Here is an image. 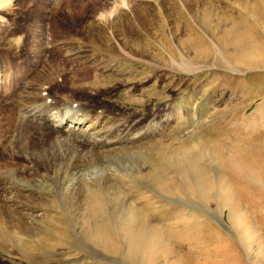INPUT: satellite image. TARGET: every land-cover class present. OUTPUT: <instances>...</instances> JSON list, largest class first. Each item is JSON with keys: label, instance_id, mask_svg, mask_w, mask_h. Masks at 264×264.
Wrapping results in <instances>:
<instances>
[{"label": "rangeland", "instance_id": "1", "mask_svg": "<svg viewBox=\"0 0 264 264\" xmlns=\"http://www.w3.org/2000/svg\"><path fill=\"white\" fill-rule=\"evenodd\" d=\"M17 4L14 15L0 13L11 22V27L0 26V87L10 88L8 94H12L10 78L20 74L17 78L23 79L20 87L40 66L52 71L65 66L68 74L61 76L52 89V96L59 99L58 105L45 106L48 110L37 120L33 111L38 107L34 109L31 105L28 109L33 110L28 113L20 110L24 113L20 117L19 109L14 106L18 97H5L0 90V158L18 154L22 143L35 140L40 125L44 124L51 131H40L39 140L46 137L51 145L58 143V139L70 140L75 145L81 141L87 143L83 148L72 150L68 156L70 163L81 164L84 157L106 150L112 161L102 165L99 158L90 167L69 168L71 174L65 179L62 160L55 168L60 177L52 173L48 176L49 171L40 167L41 176H26L29 182L18 180L22 187L31 188L28 192L32 198L49 202L55 195L63 209L35 213L40 217V230L26 234L21 246L14 244L12 248L11 238L5 231L1 232L0 264H148L154 255L156 264L173 261L179 264L181 259V264H264V98L260 95L264 92V69L245 68L237 75L211 62L197 60L193 55L200 48L219 44L227 36L253 34L249 23H253L255 15L241 10L242 6L251 10L245 0H129L128 8L120 5V0H17ZM108 11H114L113 17L106 25L99 23L97 14ZM130 33H137L143 39L141 53L133 52V44L128 43ZM19 34H24L25 40L22 50L17 52L10 46L9 38ZM157 53L160 59L156 58ZM173 56L192 59L196 66L203 68L191 73L177 72L171 68ZM73 74L78 77L89 74L91 78L109 76L113 80L98 86L99 96H94L97 91L91 88L71 89L67 76ZM50 88L51 85L46 86L42 95L47 96ZM39 90L40 84L34 92ZM70 94L76 101L87 99L93 103V97H106L115 102V106L106 105L110 122L89 129L88 122L80 125L68 120L59 128L61 134L53 135L52 128L59 124L57 119L61 114L77 108V103L60 100L64 95L70 98ZM142 101L146 103L142 105ZM37 103L45 102L38 100ZM153 107L160 111L146 118ZM178 108L187 110L186 127H181L185 121L178 118L179 123L176 122ZM125 118L129 128L124 141H116L120 135L118 130L110 136L102 131ZM145 130L149 135L143 138ZM149 131H154V136ZM13 132L20 138L17 143L12 138ZM140 137L142 144L159 139L161 144L155 151L150 150V154L136 148L118 150L134 140L139 141ZM125 154L129 159L124 158ZM210 163L213 164L207 171L219 168L221 173L218 176L210 173L214 177L206 178L210 180H205L208 191L204 193L195 188L197 184L189 177L188 169L190 165L205 168L204 164ZM104 165L112 172L138 177L129 200L131 206L140 203L135 213L138 225L122 228L115 214L103 211L95 197L81 200L84 207L92 209L99 205L100 208L69 213L64 196L82 183H92ZM152 174H164L163 179L168 178L169 182L163 180L160 183L164 186L158 188L150 180ZM85 191L90 193L87 188ZM4 217L11 221L13 211ZM85 219L90 221L88 226L83 225ZM132 244H139L144 250L145 263L137 259L132 262L125 256L129 248L135 247ZM21 247L31 250L32 261L22 255ZM189 255H192L190 260ZM177 258L180 260L176 261Z\"/></svg>", "mask_w": 264, "mask_h": 264}, {"label": "bare ground", "instance_id": "2", "mask_svg": "<svg viewBox=\"0 0 264 264\" xmlns=\"http://www.w3.org/2000/svg\"><path fill=\"white\" fill-rule=\"evenodd\" d=\"M245 2L248 4V6H249V8H251V10L246 9L245 7L243 8V6L241 7V10L249 13V15H250V12L255 15V16H253L254 17L253 18V23L252 22L249 23L251 25L249 28H251V30L253 31V34H251V33L240 34V35L236 36L235 38H231V36H227V37L224 38L225 40L220 41L219 44H214L213 43V45H211V47L207 46L206 48L205 47L204 48H200L198 51L194 52L193 55H194L195 59H197V60L200 59V60H204L206 62H211V65L218 66V67H221L223 69H229L232 72H234V74L236 73L237 75L240 74V73L242 74L243 71H245L247 68H254L255 67V68L264 69V0H253L252 3L249 0H245ZM207 8H208V6H207ZM207 8H206V10H207ZM208 14H209V12H208ZM202 17H203V15H202ZM247 17H250V16H247ZM202 21H205V20H202ZM208 26H210V25H208ZM228 31H230V30H227V32ZM233 33H235V31ZM143 34L145 35V33H143ZM129 38H130L131 41H129L128 43L129 44L132 43L133 44L132 47L135 48L133 50V52L135 51V52L141 53L144 50V48H143V44H142L143 39L140 37V35H138L137 33L136 34L135 33H130V37ZM222 38H223V36H222ZM49 41H52L51 36H49ZM190 42H192V41L190 40ZM197 44H198V42H197ZM159 57H160V53H157L156 54V58L158 59ZM176 58L177 57L173 56L172 60H171V63H172V67L171 68L173 70H176V71L178 70V71H183L185 73L186 72L187 73H191L194 70H197L198 68H200L202 66V65L196 66L195 63L192 62V59L189 60V59H187L184 56H182L180 59H178V58L176 59ZM147 63H149V62H147ZM154 67H156V66L154 65ZM201 68H203V66ZM99 69H103V68H99ZM108 69L112 70V68H108ZM55 70H57V72H54ZM55 70L54 71H52L50 69L49 70H46V69L44 70V69H42V66H40L37 69H35L34 72L32 71L33 73H31L30 77L28 76V78L25 79L26 81H24L23 84H21L20 87H19V84H20V82L23 79L18 81L17 78L20 77V74L16 76V74L14 75L15 72L12 71L11 74L13 73L12 75H14V76L10 78V82H9V85L13 86L12 94H8V89H10V88L6 89L4 87H0V90H2L3 94H6L5 97H14V98L18 97L17 100L14 103V106L17 109H19V111L20 110L22 111V109H23V111L25 110L28 113V112H31L33 110V108L35 109V108L38 107L35 111H33V114H34L33 117L36 118L35 120H37V119L41 118L40 116L42 115V112H44L45 110H48V108H46V107L49 106L50 108H54L59 103V99L52 96V89H53V87H55L54 85L60 79V77L61 76L63 77V75H67L68 73H66L67 71L65 69V66H61V67L59 66V68L55 69ZM106 71H107V69H106ZM80 73H81V71H80ZM88 75L82 76V77H78L79 75H76V74H73L71 76H67L68 77L67 80L69 81L71 89H73V90L74 89L75 90H78V89L79 90L80 89L81 90H85L84 88H87V89L91 88L94 91H97L98 88H99L98 86L101 85V87H102L105 83L107 84V82H111L113 80L112 77H109V76H106V77L103 76L101 78V77H98L97 75H95V76H93L91 78V76H88ZM5 79H6L5 82L6 81L8 82L7 78H5ZM39 84H40L39 93H35L34 89ZM48 85H51V88L49 89V94L47 92L48 95L46 94L47 96H44V95H42V92L45 91V88ZM20 94H22V95H20ZM70 95H71L70 98L64 95L62 97V99H60V100H62L65 103H77V105H76L77 108L73 112H71V113L69 112L70 114L69 113L61 114V116L57 119V123L59 122V124L57 126H54L55 129H54V127L52 128L53 135H55L54 133L61 134L60 133L61 131H60L59 128L61 127V125H64L65 122H67L68 120L71 121V122L73 121L76 124H80V125H82V124L84 125V123L88 122V126L90 127V128L88 127L89 129H94L96 126H98L100 124H108V122H110L109 119H108L110 117L108 115V113H110V111L108 110L106 105L115 106L116 105L115 102H113L111 100H108L109 98H106V97L105 98L93 97V99H95L93 103H92V101L89 102V100H87V99L86 100L76 101L73 98L74 95L73 94H70ZM92 95H93V93H92ZM260 95H262L263 98H264V92H261ZM94 96H99V92L97 91V94H95ZM3 97H4V95H3ZM38 100L39 101H44L45 103H42V104L39 105V103H37ZM174 102H175V100H174ZM135 103H136V101H135ZM141 103L143 105L146 102L142 101ZM130 104H133V102H131ZM31 105H34L33 108L28 109ZM71 105H73V104H71ZM39 106H41V107H39ZM154 107H156V106H154ZM154 107L151 108L152 113L148 112V114H146V118L149 117L150 115L154 114L155 112H159L160 111L159 109H154ZM21 111H20V113H21ZM23 114L21 113L20 117H22L21 115H23ZM186 114H187V110H185L184 108H181V109L178 108V110L175 109V115H176L175 117H176V120H177L176 122L179 123V119H181L182 121H185V122L182 123L181 127H186L188 125V123H189V120L186 118V116H187ZM142 116L145 118V115H142ZM244 120H245V118H244ZM244 120H242V121H244ZM263 120H264V118H263ZM262 122H264V121H262ZM127 123H128V119L125 118L124 120H121L119 123H117V124L114 123V125L107 126L106 128H104V126L102 125L103 128L105 129V130H102V131L108 136L113 135L117 130L120 131V135L117 137L116 141L117 142H121V141H124L123 137L128 133V128L129 127L127 126ZM249 126H250V124H249ZM251 126H252V123H251ZM36 127L38 128V126H36ZM177 129H178V127H177ZM46 130H50V128H48L44 124L40 125V130L38 131V135L34 138L35 140H31V142H25L24 144L22 143V146L20 147L21 151L18 154H12L7 159L0 158V233L1 232L3 233V231H5L8 234V236L11 238V241L9 240V242H10V245L12 246V248H15L14 244H18L19 246H21V244L24 242V239H26V234L34 233L35 229L40 230L39 229L40 226H41V224L39 222L40 217L39 216H35V213L41 211V212H43L45 214H48L51 211L52 212H59V211H61L63 209V206H62V203L60 202V199L58 197H56L55 195H53V197L49 200V202H45V200L42 199V198H40V199L32 198V196H31L32 194L30 192H28V191H30L29 189H31V188H29L27 190L25 186H24L25 188L22 187L17 182L18 180L19 181L22 180V181H25V182L26 181L29 182L27 180L28 178L26 176H30L31 178H33V177L36 178L38 176H41V173H40L41 168L40 167H44L45 171H49V175L48 176H51L52 174H56L57 176H59L58 175L59 173L57 174L55 168H57V165H58L59 161H62V160H63L62 164H64L63 168H62L63 169L62 172L63 171L65 172V176H64L65 179H66L67 176H69L71 174V171H70L71 168L75 169V170H78L81 167H87L89 165L91 166L93 164V162H95L96 159L99 160V158L101 160L100 163L102 165L106 164L105 162L108 163V161H110V162L112 161V158L110 156H108L109 153H110V152H108L109 150H106V151L98 153V154L97 153H92L89 157H84V159H82V161H81V164H78L79 161H77V159H79L80 157L75 160V162L77 161L76 164L74 162L70 163L68 161L69 160L68 156L71 154L72 150H75L76 148H80V147L83 148L82 146L87 145V143L84 144L81 141V142H76V145H75L70 140H66V141L62 142V141H60V139H58V143L54 142V144L51 145V144H49V140H45L46 137L43 140L42 139L39 140L41 138L40 137V131H44L45 132ZM16 131H18V130H16ZM149 132L152 133L153 136H154V131H149ZM13 133L14 134H13L12 138L15 137L16 138L15 140H16V143H17L20 138H19V136L16 137L17 132L16 133L13 132ZM144 134L145 135L143 136V138L148 137V135H149L147 130H145ZM34 135H36V134H34ZM28 136H30V135H28ZM48 136H49V134H48ZM232 136H233V134H232ZM141 138L142 137H140L139 141H135L134 140L133 142H130L129 143L130 145L127 144V146L118 148V150H125L127 148H136V150H142L143 149L148 154H150V150L155 151V148L161 144V140L160 139H159V141L158 140H153V142L151 144H142L143 139H141ZM250 138H252V136ZM208 140H209V138H208ZM244 142H246V141H244ZM248 142H249V140H248ZM248 142L246 143V145L248 144ZM138 143H139V145H137ZM214 143H216V141ZM94 146H97V144L94 143ZM242 146H243V144H242ZM228 148H229V146H228ZM237 149H239V148H237ZM193 150H195V148ZM63 154L66 155V158H64L65 156L62 157ZM137 155H139V154H137ZM185 155H187V154H185ZM130 156H131V154H130ZM139 156H141V155H139ZM124 158L129 159V157L127 155ZM159 158H160V156L158 157V160H159ZM201 158H203V157H200V159ZM133 159H134V157H133ZM204 159H205V157H204ZM160 160H161L160 162H162V158H160ZM160 162H158V163H160ZM234 162H237V161H234ZM212 164L213 163L206 164L207 166L204 164L205 168H201V169H203V172L199 168L201 165L199 167L197 165L195 167H191V165H190V168L188 169L189 177L191 178V180L195 179L194 182H196V184H197L196 185L197 187H195V188L200 190V191H202V192H204V193L208 191L206 183H205L206 178L208 176L214 177L213 175H210V173L215 174V176H218V174L221 173L219 168H217L216 170H213V169L210 168L211 170L207 171V170H209L208 167L209 166L211 167ZM241 164H242V160H241ZM237 165H238V163H237ZM234 167H236V164H235ZM140 169H142V168H140ZM154 170H156V169H154ZM178 171L180 172V170H178ZM182 173H183V171H182ZM185 173H186V170H185ZM53 176H55V175H53ZM141 176H144V175H141ZM163 176H164V174H152V177L150 178V180L152 181L153 185H155L158 188H160L162 186V184L160 182H162L163 180L165 182H169L168 178L164 177V179H163ZM252 176H255V175L252 174ZM96 177L97 178L95 180H93L92 183H90V184H83L82 183V185L80 187H77V189H74L68 195L64 196V199L66 201L65 202L66 203V207L68 208L69 213H73L74 211L76 213H81L83 211L91 212L92 209L100 208L99 205L98 206L96 205V206L92 207V209H90V207H87V206L84 207L83 202L81 200V199H85L84 201H87L89 198L95 197V198H97L99 200L103 211H108L109 213L112 212L113 214H115L117 223L122 228H126V227L129 228V227H131L133 225H135V226L138 225L137 223H138L139 219L136 218L137 217L136 216V214H137V210L136 209L139 207L140 203L139 204L134 203L131 206L130 202H129V200L131 198L130 197L131 196L130 195L131 194L130 190H131V188L135 187L134 183L136 182L138 177L137 176H130V175H126V174L123 175V173H121L119 171L112 172L111 168H109V167H107L105 165H104V168L101 170V173L98 176H96ZM56 178H58V177H56ZM59 179H61V178H59ZM173 180H175V179L173 178ZM209 180L208 181L206 180V182H209ZM177 183H179V182H177ZM174 184H175V182H174ZM86 188H87V190H90V193L85 191ZM83 191H85V193H83ZM195 192H196V190H195ZM174 193H175V191H174ZM83 194H85V195L83 196ZM188 199H189V197H188ZM21 200H22V202H21ZM146 204H147V202H146ZM149 207H150V205H149ZM10 211H13V219L11 221H10L11 218L10 219H6L4 217V215H6ZM109 213H108V215H109ZM77 218H79V217L77 216ZM145 219H146V217H145ZM29 220H31L32 223L29 222ZM108 222H109V220H108ZM89 223H90L89 220L85 219L83 221V225H85V226H88L87 224H89ZM96 223H98V222H96ZM175 229H177V228H175ZM242 231H244V230H242ZM152 232H150V234ZM162 233H164V235H165L164 231ZM158 234H159V232H158ZM158 237H160V236H158ZM165 238L166 237H164L163 239H165ZM168 238L171 239L170 236ZM2 239H3V237H2ZM125 240H126V238H125ZM166 240H168V239H166ZM37 241L40 242L41 240L39 238H37ZM175 241H176V239H175ZM156 242H158V241H156ZM129 243L131 245V241H129ZM162 243H165V242H162ZM133 246H135V247L134 248L133 247L129 248L128 249L129 251H127L125 256H127L128 260H131V261L132 260L133 261L140 260L141 262L145 263V261L147 260V256L144 254L145 253L144 250L141 248V246L139 244H136V245H133ZM176 246H178V244ZM189 247H188V249H189ZM215 247H216V245H215ZM21 250L23 252L22 255H24L27 258V260H31V261L33 260L32 259L33 256L31 255L32 254L31 250L25 249L23 247H21ZM165 250H163V251H165ZM211 251H212V249H211ZM44 252H45V250H44ZM168 252H169V250H168ZM170 252L173 253V251H170ZM197 253H198V251H197ZM226 253H227V251H226ZM165 255H167V253H165ZM191 256L190 255L188 256L189 260H190ZM156 259H157V257L155 255L152 256L149 259L148 264H156L155 263ZM178 260H180V259L177 258L176 261H178ZM181 260H180L179 264H181V262H182ZM163 263H165V264H177L175 261H173V262H163ZM188 264H189V262H188Z\"/></svg>", "mask_w": 264, "mask_h": 264}, {"label": "clouds", "instance_id": "3", "mask_svg": "<svg viewBox=\"0 0 264 264\" xmlns=\"http://www.w3.org/2000/svg\"><path fill=\"white\" fill-rule=\"evenodd\" d=\"M120 5L124 8L129 7V0H120ZM18 10L17 0H0V13H7V15H14ZM114 11L100 12L96 16V20L106 25L109 20L113 17ZM0 26L11 27V22L7 19L6 15H0ZM25 36L19 34L9 38L10 46L13 47L17 52L21 51L24 46Z\"/></svg>", "mask_w": 264, "mask_h": 264}]
</instances>
